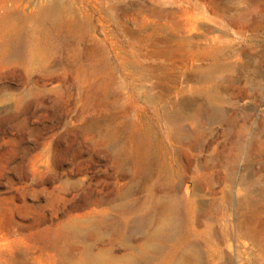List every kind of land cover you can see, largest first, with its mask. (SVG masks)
<instances>
[{"label":"rangeland","instance_id":"1","mask_svg":"<svg viewBox=\"0 0 264 264\" xmlns=\"http://www.w3.org/2000/svg\"><path fill=\"white\" fill-rule=\"evenodd\" d=\"M147 1L0 0V264H264V0H188L205 59L140 46L168 22L116 8ZM164 196L170 241L150 237Z\"/></svg>","mask_w":264,"mask_h":264},{"label":"bare ground","instance_id":"2","mask_svg":"<svg viewBox=\"0 0 264 264\" xmlns=\"http://www.w3.org/2000/svg\"><path fill=\"white\" fill-rule=\"evenodd\" d=\"M172 1L174 2V4L177 5V8L172 11H161L154 8L152 6L153 4L151 3V0L144 2V4L135 3L128 5L126 7H117L116 11L122 14L123 13L129 14L131 11H133L134 15L140 18L138 23H140L141 26L145 25L144 23L146 21V18L149 17L150 14H154L157 17H159L161 20H165L168 22L166 24L156 23L155 26L152 28V30L145 34H142L145 32V30L142 31L141 29L142 27H138L134 31V40L138 44H140V46L151 43L152 46H154L155 48L157 47L159 51L158 52L156 51V53L157 56H160L159 58H161V56H163L164 54L171 55V53H174V51H176L175 49H180L179 50L180 52L184 53L187 56H190V58L191 56L192 58L196 57L200 59L208 58L210 56L209 48L201 47L200 49L199 40L197 38L193 39L191 36L194 32H198L200 30V27L196 20H192L189 17L190 16L189 8L191 7L188 3V0H182L181 2H179V0H172ZM41 13L43 15L42 17L49 22L59 21L60 20L59 18H61V15L63 14L61 12L60 6L52 1H50L48 5H46V7L43 8V11H41ZM203 41H207V40L205 39ZM212 55L213 56H211V58L213 60L215 59L219 60L221 53L217 51L214 52ZM148 70L149 72L155 74V77L158 81L163 80L167 75L166 70L163 69L161 66L149 68ZM198 72L200 74L207 75L204 73V70L202 69H199ZM193 90L199 94L208 93V91H206L207 89L202 86H200L199 88H194ZM182 92L183 91H181L180 93ZM134 138L139 144V147L136 150L139 151L140 157H142L141 158L142 161L145 162L144 164L148 167L155 160L157 161L158 152L155 149H152L150 146L151 145L150 135L142 134L138 129H136V131L134 132ZM161 166H164V163H162ZM176 207L177 205L174 199L168 196L159 198L156 201V203L153 204L151 211L156 212L158 210V215L160 216V223L159 225H157V227H155L152 230V233L150 234L151 238L170 241L178 235V232H176V226H177ZM155 249L156 247L154 246L151 247L152 251H154ZM187 258L190 257L188 256L184 258V260H187ZM184 260H182L181 258L178 264H183L182 262ZM104 261L105 258L102 257V255L100 254L93 256L88 254L86 257V264H105V263L110 264L107 261L106 262ZM124 261H126L125 258H121L120 260L115 261L114 263L111 264H126L127 262Z\"/></svg>","mask_w":264,"mask_h":264}]
</instances>
